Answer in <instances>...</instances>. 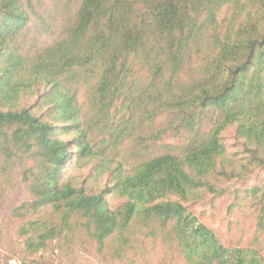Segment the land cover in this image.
Wrapping results in <instances>:
<instances>
[{
    "label": "trees",
    "instance_id": "trees-1",
    "mask_svg": "<svg viewBox=\"0 0 264 264\" xmlns=\"http://www.w3.org/2000/svg\"><path fill=\"white\" fill-rule=\"evenodd\" d=\"M0 20L2 170L18 161L27 193L11 214L43 213L18 229L26 252L79 224L112 259L146 229L186 264H264L187 205L264 163V0H0Z\"/></svg>",
    "mask_w": 264,
    "mask_h": 264
},
{
    "label": "rangeland",
    "instance_id": "rangeland-1",
    "mask_svg": "<svg viewBox=\"0 0 264 264\" xmlns=\"http://www.w3.org/2000/svg\"><path fill=\"white\" fill-rule=\"evenodd\" d=\"M224 11L225 8H222V13ZM49 39L46 35L42 42ZM6 52L7 49H0V63ZM34 101L35 96L25 95L21 97L19 106H29ZM179 140L177 136L165 134L158 143L176 144ZM223 140L227 146V155L236 160L239 170L240 163L249 157V152L241 151L232 127L223 132ZM3 163L0 155V264H186L173 248H168L161 235L144 236L143 234L148 233L146 229L135 231V237L141 240L132 250L135 252L133 261L126 258H110L112 239L105 250L99 252L94 241L79 224L75 225L72 233L48 241L38 252H26L25 236L19 235L18 229L43 213L20 217L11 214V210L26 199L27 193L25 183L20 180L16 169H22L19 162H11L12 165H6L5 170H2ZM74 164L75 158L72 157L65 165L63 177L70 175L80 181V175L86 174L74 169ZM247 166L248 172L241 176L223 179L220 184L222 193L219 196L210 194L196 198L193 200L195 202L189 201L187 205L199 221L216 230L225 245L254 247L264 256V225L258 221L264 202V163L253 162ZM111 202L119 203L116 198H111ZM42 217L46 219L45 216ZM54 221L57 222V217H54ZM129 257H132V252Z\"/></svg>",
    "mask_w": 264,
    "mask_h": 264
}]
</instances>
